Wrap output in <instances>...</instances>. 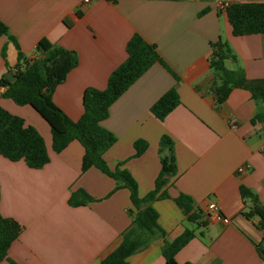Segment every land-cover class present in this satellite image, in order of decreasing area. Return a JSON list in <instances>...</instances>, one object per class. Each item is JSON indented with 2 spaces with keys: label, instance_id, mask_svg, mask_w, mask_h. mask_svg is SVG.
I'll return each mask as SVG.
<instances>
[{
  "label": "crops",
  "instance_id": "1",
  "mask_svg": "<svg viewBox=\"0 0 264 264\" xmlns=\"http://www.w3.org/2000/svg\"><path fill=\"white\" fill-rule=\"evenodd\" d=\"M0 20L26 59L40 55L36 47L44 37L77 51L78 64L53 94L73 120L84 112L85 89L107 86L136 32L157 46L178 75L155 62L111 104L103 120L116 136L104 158L110 169L130 172L140 196L155 188L162 135L171 137L176 154L177 173L162 188L165 196L152 202L164 233L130 254L126 264H167L165 240L186 228L195 235L176 253L179 264H264L256 246L264 233L256 218L244 214L241 195L244 185L264 206V122L252 121L264 102L243 86L218 102L211 87L222 74L210 64L211 43L222 39L235 56L226 60L227 68L242 69L247 85H264V33L233 34L227 12L213 0H0ZM18 63L15 43L1 35L0 77L12 79ZM171 87L180 102L159 119L151 106ZM5 90L0 86V105L37 128L50 154L40 168L0 154V209L22 226L8 257L21 264H102L119 246L138 239L142 228L129 188H117L115 178L96 166L83 171L84 147L77 139L55 152L47 121L31 105L4 96ZM139 139L147 147L137 155ZM78 190L90 199L72 205L69 199ZM180 195L191 198L194 220L177 204ZM211 201L222 219L208 216ZM0 264L10 263L4 258Z\"/></svg>",
  "mask_w": 264,
  "mask_h": 264
},
{
  "label": "trees",
  "instance_id": "2",
  "mask_svg": "<svg viewBox=\"0 0 264 264\" xmlns=\"http://www.w3.org/2000/svg\"><path fill=\"white\" fill-rule=\"evenodd\" d=\"M228 20L235 35L264 33V1H236L227 9ZM8 35L18 49L19 63L12 79L0 77V86H5L4 96L12 98L17 104L31 105L50 125L52 132V148L60 152L73 141L78 140L84 147L82 170L96 166L116 180V187H127L130 190L131 201L137 210V220L142 228L138 239L122 244L102 261V264H126V258L141 246L147 245L156 233H164L158 223V212L152 202L160 196H165L162 188L170 178L177 173V161L174 143L167 134L160 139L161 170L155 181V188L145 196L138 193V185L127 170L109 168L105 151L116 141L112 131L103 125V120L109 116L111 104L126 91L155 62L163 64L171 73L178 75L161 57L157 46L136 32L126 45L127 57L109 75L107 86L103 89L87 87L83 94L84 112L78 120L70 118L53 100L56 87L67 78L70 70L79 62L76 50L66 48L41 38L37 43L40 55L33 59L27 57L15 36L9 34L8 26L0 20V36ZM213 52L210 58L211 67L222 75L215 81L211 90L218 102H223L233 87H247L254 98L264 102V85H247L242 69H229L225 62L235 58L228 44L222 39L212 42ZM5 54V49L3 50ZM180 102L175 87L163 93L151 106V112L163 119ZM252 121L264 122V109L255 114ZM136 154H141L147 147V141H135ZM0 154L11 160L23 159L34 168L44 166L50 160L43 135L25 119L0 105ZM241 195L245 202L243 211L249 219H257V226L264 233V206L257 194L250 188L241 185ZM1 197V194H0ZM90 199L84 190L72 193L69 202L72 205L84 203ZM177 204L190 220L195 219L191 212L192 200L189 196L180 195L175 198ZM210 217V215L208 214ZM22 230L21 224L14 218L4 216L0 209V259L7 258L10 264H21L8 257L11 244L18 238ZM189 228L175 239L165 240L162 253L167 264H179L176 253L193 236ZM264 259V237L256 245ZM185 264H190L189 262Z\"/></svg>",
  "mask_w": 264,
  "mask_h": 264
},
{
  "label": "built area",
  "instance_id": "3",
  "mask_svg": "<svg viewBox=\"0 0 264 264\" xmlns=\"http://www.w3.org/2000/svg\"><path fill=\"white\" fill-rule=\"evenodd\" d=\"M85 1H89V0H85ZM216 4V7L220 10V11H224L227 12L228 7L236 2V0H213ZM244 168L240 167L239 171H243ZM208 211H209V215L211 217H213L216 220L222 219L223 218V213L221 212L220 208L217 206V204L213 201L209 202L207 205Z\"/></svg>",
  "mask_w": 264,
  "mask_h": 264
}]
</instances>
